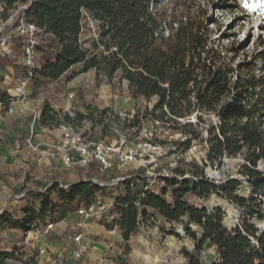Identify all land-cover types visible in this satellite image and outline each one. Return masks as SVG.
<instances>
[{"label":"trees","instance_id":"16d2710c","mask_svg":"<svg viewBox=\"0 0 264 264\" xmlns=\"http://www.w3.org/2000/svg\"><path fill=\"white\" fill-rule=\"evenodd\" d=\"M0 9L3 20L13 16L7 31L22 20L39 28L35 87L61 79L80 64L83 72L95 69L109 81L120 73L134 99L152 103L142 118L167 125L180 135L162 144L187 152L194 141H200L207 150L203 164L192 160L187 168L176 166L173 176L159 179L157 192L145 194L140 188L145 181L142 170H133L116 184L101 185L93 181L97 169L93 164L83 180L67 185L53 181L34 193L38 204L27 207L20 218L0 213V228L26 234L51 220L67 218L82 206H92L99 195L106 197L109 187H114L118 196L113 224L108 227L119 226L126 253L141 223L160 217L186 221V234L194 242L192 250L182 251L187 264H204L206 247L216 249L212 264H264V230L258 227L264 221V169L260 167L264 164V68L259 75L250 62L236 74L212 39L206 6L195 0H0ZM86 18L98 24V36L89 46L80 38ZM8 97L7 91L0 92L4 109L9 108ZM95 111L89 108L88 113L71 115L46 100L39 123L44 128L80 124L85 119L93 121ZM107 111L98 114L104 116ZM224 157L242 158L239 177L216 182L205 168ZM245 184L249 192L242 194ZM189 194L201 201L214 194L228 200L239 209L240 223L228 227L222 207L196 204ZM173 234L180 237L176 231ZM8 258L17 257L0 250V264H7ZM121 264L129 263L121 259Z\"/></svg>","mask_w":264,"mask_h":264},{"label":"rangeland","instance_id":"374dc122","mask_svg":"<svg viewBox=\"0 0 264 264\" xmlns=\"http://www.w3.org/2000/svg\"><path fill=\"white\" fill-rule=\"evenodd\" d=\"M195 1L206 6L212 39L224 51L228 62L236 69V74L241 70V65L252 62L256 73L260 75L264 68V0ZM4 32L6 35L17 36V29H6ZM97 36V22L86 18L81 40L89 46L90 41ZM10 45L17 58L0 57V70L5 73H0V92L11 88L12 83L26 75L18 62L22 55L19 44L12 41ZM15 65L20 68L15 69ZM82 68L83 65H77L61 79L40 87H35L31 81L24 98L9 104L14 107L13 112H9L8 108L0 110V213L6 211L18 219L27 207L38 204L33 199L34 193L42 191L53 181L67 185L83 180L92 170V167H65L62 164L60 168L53 160L59 164L61 160L58 157H49L52 160L48 162V156L35 154L29 148L28 138L42 145L57 138L56 128H45L46 131L38 129L37 118L46 100L54 108L71 115L76 112L88 113L89 108L96 109V115L89 123V134L95 138L111 140L119 133L127 137L131 146L136 147L144 133H147L151 139L164 146L165 152L160 157L162 167L169 168L172 173L176 166L187 168V163L192 160L199 164L206 161L207 150L200 141H194L187 152H175L171 143H161L162 140H174L180 135L167 125L142 118L145 108L152 103L134 99L127 81L122 79L120 73L109 81L95 69L83 72ZM13 69L14 74L11 73ZM5 76L9 83H5ZM105 109H108L107 115L98 114ZM193 120H196L195 117ZM213 120H216V116H213ZM113 128H117L118 132ZM241 161V157H224L218 163L208 164L205 173L216 182L238 178ZM260 167L264 169V164ZM120 174L118 170L103 173L96 169L92 177L107 183ZM248 192L249 188L245 184L241 193ZM107 194L106 197L98 196L93 212L88 217L76 211L60 221H49L56 225L48 234L42 233V226L26 234L11 228H0V250L15 253L17 257L8 258L7 264H121V259L127 260L129 264H187L182 251L185 248L192 250L194 242L186 234L185 220L168 222L158 217L149 223L142 222L127 243L129 252L126 253V243L119 226H114L112 230L108 227L113 224L112 203L118 191L109 187ZM168 198L172 199L171 194H168ZM188 199L196 204L204 203L209 208L222 207L225 223L230 228L240 223L239 209L216 194L207 201L198 200L192 194L188 195ZM258 227L264 230V221L258 222ZM173 231L180 234V237L173 234ZM76 232L84 233L88 247L85 256L79 260L72 256L70 238ZM216 258L215 247H206L203 253L204 264H212Z\"/></svg>","mask_w":264,"mask_h":264},{"label":"built area","instance_id":"2783aa9c","mask_svg":"<svg viewBox=\"0 0 264 264\" xmlns=\"http://www.w3.org/2000/svg\"><path fill=\"white\" fill-rule=\"evenodd\" d=\"M13 21V16L8 20L0 18V57L10 59L17 58L16 52L10 42L20 46L22 55L18 62L27 69V74L18 82L12 83V87L6 91L10 104L16 100H22L28 91L33 73L39 68V55L36 51L39 28L32 23L21 21L17 29V36L6 35L5 30ZM0 73L5 74L2 70ZM7 79V76L4 78ZM3 107V102L0 100ZM9 112L14 111L9 106ZM90 120L85 119L80 124H60L56 130L57 138L48 141L45 145L28 138L29 148L35 154L46 155L52 158H59L65 167L91 168L97 164V169L103 173H110L118 170L121 174L113 178L111 184L125 180L130 170H142V177L145 181L141 184L142 194L157 192L160 189V178L173 176L172 171L162 167L160 157L164 154L165 148L158 144L147 133L140 139L138 145L131 146L126 136L119 133L111 140L95 138L89 134ZM118 132L117 128H113ZM145 131V129H143ZM93 181L105 185L107 183L93 178ZM48 186V185H47ZM46 186V187H47ZM45 187V188H46ZM95 204V203H94ZM83 206L78 210L81 216L88 217L93 212V206ZM113 205V203H112ZM56 223H46L41 227L43 234H48L55 228ZM72 240V256L74 259H82L88 251L85 244L84 233L76 232L70 236ZM43 252V250H42Z\"/></svg>","mask_w":264,"mask_h":264},{"label":"crops","instance_id":"0c3cea01","mask_svg":"<svg viewBox=\"0 0 264 264\" xmlns=\"http://www.w3.org/2000/svg\"><path fill=\"white\" fill-rule=\"evenodd\" d=\"M8 68H9V67H8ZM9 70H10V69H9ZM11 73L14 74V73H15V70L13 69V70L11 71ZM9 77H10V75H9ZM10 79H12V78L10 77ZM4 81H5V83H9V82H7V79H6V80L4 79ZM7 89H8V88H6V90H7ZM12 104H13V103H12ZM2 109H3V107L0 105V110L2 111ZM55 109H56V108H55ZM56 110H58V109H56ZM39 117H40V113H39L38 118H37L38 129H41L42 131H46L47 129L41 127V125H40V123H39ZM11 157H12V156H11ZM47 159H48V162H51V160H52V158H49V157H47ZM53 160H54V162L56 163V166L62 168V167H61V164H62L61 161H59L60 163L58 164L57 161H56L55 159H53ZM62 165H63V164H62Z\"/></svg>","mask_w":264,"mask_h":264}]
</instances>
